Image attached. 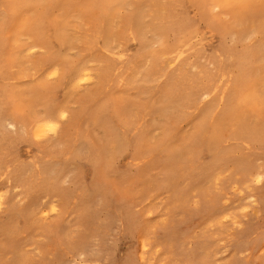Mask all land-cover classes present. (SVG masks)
<instances>
[{
    "label": "rangeland",
    "instance_id": "rangeland-1",
    "mask_svg": "<svg viewBox=\"0 0 264 264\" xmlns=\"http://www.w3.org/2000/svg\"><path fill=\"white\" fill-rule=\"evenodd\" d=\"M81 1L47 0L50 15L38 33L26 30L36 17L32 12L17 22L7 12L0 29V53L14 66L11 69L7 65L6 74L0 77L1 82L9 83L5 92L0 89V264H264V183H257L264 177V155L257 154L259 144L250 142L246 132H225L224 146L236 151L219 165L221 155L209 153V147L200 143L194 149L197 157L175 165L176 177L171 181L155 167V163L167 160L166 154L157 156L126 142L128 147L113 157L107 168L100 154L107 145L105 134L124 137L127 125L137 130L147 123L151 141L160 142L165 119L158 101L165 96L163 85L169 76L182 70L195 81L204 82L202 69L206 68L219 83L222 75L214 57L221 54H212L211 48L223 45L224 51L232 50L224 56L226 62H231L251 44L256 48L261 32L252 33L250 28L242 32V40L231 36L242 13L239 4L222 11L214 6L203 7L198 0H181L175 21L186 22V30L170 29L165 39L148 35L151 51L159 53L163 70L159 69L149 84L141 73L133 78V85L114 91L112 82L117 88V81L132 69V58L140 55L138 46L128 40L122 45L112 40L107 49L100 50V58L80 65L86 31L77 16V3ZM161 1L164 5L172 0ZM7 2L0 0V6ZM149 3L142 5L146 27L151 23L161 25ZM115 9L114 30L125 17L138 11L136 5ZM19 23L24 28L17 43H11ZM57 32L67 36L66 45L50 35ZM40 33L50 35L47 46L39 43ZM188 34H192L198 50L189 46L184 59L166 45L181 47ZM56 51H63L62 56H55ZM102 59L110 62L103 64ZM255 63L264 69V58ZM108 65L116 67H112L111 78L104 85ZM72 67H82L87 76L67 79L66 70ZM17 89L22 91L23 112L13 107L12 96ZM95 93L94 102L85 109L83 100L92 99ZM211 97L200 93L198 105ZM115 102L121 104L119 113ZM257 103L264 108V91ZM132 105L141 110L135 121L124 112ZM98 106H103L102 122L107 129L99 120L90 119L91 109ZM222 108L219 102L216 110ZM47 111L55 116L50 126L57 127V131L45 129L44 135L37 136L36 127L47 124L36 126L31 120L46 118L42 116ZM62 112H66L65 119L60 118ZM198 113L192 107L182 110L181 114L188 116L171 128L164 146H175L178 139L197 134L192 125ZM250 118L258 120L255 114ZM206 132L202 131V136ZM246 146L253 152L244 154L242 148ZM137 153L143 154L141 160L134 158ZM241 157H245L242 163ZM211 161L215 165L204 171ZM144 167L146 177L142 174Z\"/></svg>",
    "mask_w": 264,
    "mask_h": 264
},
{
    "label": "bare ground",
    "instance_id": "bare-ground-1",
    "mask_svg": "<svg viewBox=\"0 0 264 264\" xmlns=\"http://www.w3.org/2000/svg\"><path fill=\"white\" fill-rule=\"evenodd\" d=\"M198 1L200 4H203V7L214 6L220 8L222 11H224L229 6H232L233 4H239L241 6L240 8H242V13L237 18L236 26L234 28V33L231 36H238L242 40L245 37L244 36L245 34H242V32L243 31L247 32L251 28L252 33L258 30L259 33L261 32L262 34L261 42L256 48H254V45L251 44L240 55L239 54L234 55L231 62H226L224 56H226L227 53H233L231 52L232 50L230 51L227 50V52L224 51L223 45H219L218 47L211 48L210 51L212 54L213 52L214 55L221 54V56H216V57L213 56L214 63L217 65V71H219L222 75V79L220 80L219 83H217L216 80L214 81V78L212 77L211 73H209V71L206 68L202 69L203 79L205 80L204 82L195 81L194 78L188 76V74H185L182 70H178L172 73L169 76V79L163 85V90H165V96L158 101L160 104L161 112L165 119V122L163 124L164 127L163 139L160 142L151 141V138H149L151 129L147 125V123H145L141 128L137 130H136V126H133L134 129L132 128V130L128 128L130 127L129 125L125 126L127 129V133L124 135V137L116 136V134L114 135L113 133H106L105 141L107 142V145L103 146V148L100 149L101 150L100 154H102L103 160L106 162L104 168H107L111 165L112 158L118 154H121L123 148H125V146L128 147V145H126L128 143L130 146L133 145L137 148H143L149 152H154L156 153L157 156L161 154L168 155L167 160L164 163L162 164L155 163V167L161 169L166 174L167 180L171 181L176 177V172H174L175 165L177 163L185 162L190 157L195 158L193 157L194 155H196L197 157L198 154L194 153V149L197 147L199 148L200 143H204L207 147H209L210 150V151L208 150L209 153L211 151H216L221 155L222 161L221 160L218 161L217 163L218 165L222 164L223 161H225L224 159L225 157H227V155L229 154L232 155V153H234L236 150L233 147L229 148L224 146L225 132L228 129H230L234 135L241 134L242 131L246 132L248 134V138L250 139V142L252 140L253 143L259 144V147L257 148V154L261 156L264 155V108H260L257 103L260 94L264 91V69L258 68V66L255 63L256 59L259 61L260 57L264 58V0H198ZM143 3H149V2L148 0L147 1L145 0H130V1L129 0H82L81 2L77 3L79 10L77 13L78 19L81 22H83L86 27V31L84 32V40L82 42L83 48L81 52L82 58L80 65L86 66L89 62L93 60L94 57L100 58L99 57L100 50L107 49V47L109 46L112 40L119 42L121 45L123 44L122 43L123 41L128 40L130 42H136L138 46V51L140 52V55H137L136 57L132 58L133 62L131 63V67H130L132 69L124 74L123 80H120V82L117 81L119 85L117 88H115V85L112 82L111 90L117 91V90H121V88L123 89L125 86L133 85L136 82L133 80V78H135V76L141 75V73H143V78L145 77L148 80V84L151 83L152 78L159 73V69L163 70V67L162 65H160L159 62V53L158 52L153 53L151 51L150 41H148L149 40L148 35L151 34L154 36H163L165 39L170 29H173L175 31L176 30L184 31L187 28V26L185 25L186 22L178 24L175 21V15L176 16L178 15V13H176V9H178L179 7L178 5L181 3V0H175V1L172 0L164 5L162 4L161 0H151V2L149 3V7L151 8V10H153L156 13V21L159 22L161 25L156 23L154 24L151 23L148 25V27H146L144 23L146 14L142 7ZM125 5H130V6L136 5L138 11L125 17L124 21L120 23L118 29L114 30L113 18L116 11L115 8ZM7 12L11 13V16L9 18L15 19L16 22L20 21V19L27 13L30 12L34 13L36 17L26 27V30H28L29 32H36V33L44 29L46 25V20L48 19V15H50L49 5L47 4V0H8L7 4H3L0 6V19H1L0 29H2L1 27L4 25L6 21ZM162 23H167L166 27H163ZM22 28L24 27L20 25L19 29L15 31L14 37L16 35V38L12 39L11 43L13 42L17 43V39L19 37ZM60 28L63 29V27ZM90 32L92 34H88ZM239 34H241V36ZM50 35L52 37H55L62 46L66 45L68 42V38L64 33L60 34L59 32H57L55 34L52 33ZM50 35L47 34L43 35L42 33H40V35L37 36V39L39 40V43L43 44L44 46H47L46 45L47 36ZM100 37H103L102 45L100 44ZM1 42L2 40L0 39V44ZM166 46L174 50L175 54H178L184 59H185L184 55L188 51L187 48L189 46H193L192 48L198 50V48L194 47L192 34H188L185 36L183 46L181 47L180 46L170 47L168 45ZM2 51L4 50H1V52ZM62 54L63 51L60 52L56 51L55 56L60 57L62 56ZM2 56H3L2 53H0V77L6 74L7 65H9L11 69H13L14 67L12 65V62L9 61V59L4 60ZM102 60H103V64L105 63L108 64V62H110V59H105V60L102 59ZM21 65L22 64H18L19 67H21ZM112 67L108 65V67L105 68L104 85L106 81L107 80L109 81L111 78L113 72ZM82 69H83L82 67H72L71 69H67L66 70L67 73L65 74V77L67 79L71 78L73 80L75 79L79 80L81 78H85V76L87 75L83 74L85 70ZM112 80L114 79L112 78ZM8 86L9 83L7 82L3 83L0 81L1 91L5 92ZM202 92L208 93L212 95V97L206 103L202 105H198L197 97ZM96 95L97 93H95L92 99L88 98L86 100H83L82 102V104H84L83 107H85V105L92 104L94 102ZM21 97H22V91L20 89H17L16 91L13 92V96H12L13 107L17 109L19 112H23ZM219 102L222 103L223 108L220 111H217L216 106L217 104H219ZM187 107L188 108L192 107L199 111V113L196 115L195 119L193 120V125H192L194 130L197 131V134L193 136H184L181 139H178V142L175 146H171L169 148L165 147L164 141L170 138L171 128L177 125V123H179L181 120H183L185 117L188 116L186 114H181L182 110L186 109ZM114 108L116 112L119 113L121 110V104L118 105L115 102ZM55 109L56 108L54 109L51 108L50 111L56 112ZM97 109L96 107L91 109L90 119L92 118L93 122H97L99 120L102 126L104 127V129H107L106 124L102 122L103 106H98ZM50 111L46 112V116H42V117H46L44 119H40L36 121L31 120V123H35L36 126L39 124L48 125V126L47 125L37 126L36 127L37 136L44 135L45 129H47L50 126V124H52L53 121H55L54 120L55 116ZM124 112L128 113V115L131 116L130 118L131 121H135L136 113L138 115V113L141 112V110L138 109L137 106L132 105L126 107L124 109ZM65 114L66 112H62L60 118L65 119L66 116ZM251 114H255L258 120L255 121L254 119H251L250 118ZM92 121L90 122L92 123ZM1 126L2 125L0 122V127ZM204 130L207 132L206 135L202 136L201 132ZM52 131H54L55 133L57 131V127H53ZM4 134L6 133H3V135ZM92 134L94 135L95 133ZM72 140L74 139L72 138ZM67 141H68L67 144H69V139H67ZM72 142L73 141H71L70 143ZM69 146L71 148V145ZM62 150L64 151L65 149ZM242 150L244 154L245 153L249 154L250 152H253L251 150V147L249 146L242 148ZM133 156L136 160H141L143 154L139 155V153H137L136 155ZM242 159H245V157L240 158L239 160L240 163H242L241 162ZM91 160L93 161V159ZM214 165L215 164L211 161L209 164L204 166V171H210L212 166ZM146 171L147 169L144 167L142 172L143 177H146L145 176ZM53 173H54V169H53ZM140 181H141L140 184H142L143 180L140 179ZM85 194L84 195L81 194V195L85 196ZM86 197L88 198L89 196L87 195ZM69 201L66 202L64 206L67 205ZM60 219L58 221H60ZM128 226L130 227L129 224ZM255 243L256 241L253 242V244ZM253 248H255V246H253Z\"/></svg>",
    "mask_w": 264,
    "mask_h": 264
},
{
    "label": "snow or ice",
    "instance_id": "snow-or-ice-1",
    "mask_svg": "<svg viewBox=\"0 0 264 264\" xmlns=\"http://www.w3.org/2000/svg\"><path fill=\"white\" fill-rule=\"evenodd\" d=\"M53 130V126H49L48 129H46V131H51ZM257 183H264V177H261L257 180ZM53 211H55V209H53Z\"/></svg>",
    "mask_w": 264,
    "mask_h": 264
}]
</instances>
